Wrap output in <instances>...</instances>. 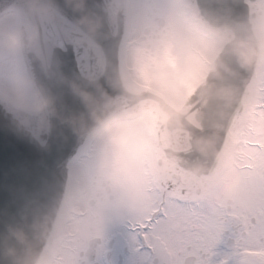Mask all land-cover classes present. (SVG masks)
<instances>
[{
    "label": "clouds",
    "instance_id": "obj_1",
    "mask_svg": "<svg viewBox=\"0 0 264 264\" xmlns=\"http://www.w3.org/2000/svg\"><path fill=\"white\" fill-rule=\"evenodd\" d=\"M0 264H264V0H0Z\"/></svg>",
    "mask_w": 264,
    "mask_h": 264
}]
</instances>
